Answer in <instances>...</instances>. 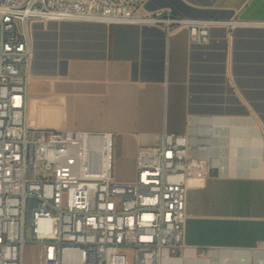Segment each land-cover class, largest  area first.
<instances>
[{"label":"crops","instance_id":"crops-1","mask_svg":"<svg viewBox=\"0 0 264 264\" xmlns=\"http://www.w3.org/2000/svg\"><path fill=\"white\" fill-rule=\"evenodd\" d=\"M145 9L264 21V0H149ZM27 124L110 131L117 169L139 147L188 133L209 175L186 192L185 248L162 264H264V27L185 28L60 20L32 25Z\"/></svg>","mask_w":264,"mask_h":264},{"label":"built area","instance_id":"built-area-1","mask_svg":"<svg viewBox=\"0 0 264 264\" xmlns=\"http://www.w3.org/2000/svg\"><path fill=\"white\" fill-rule=\"evenodd\" d=\"M149 0H0V264H23L27 242L36 264H162L185 248L186 192L209 175L188 133L164 132L138 148L135 175L113 176L110 131L55 130L27 124L32 25L83 20L185 28L193 43L217 21L148 11ZM30 230L27 241L25 232ZM131 251V256L127 254Z\"/></svg>","mask_w":264,"mask_h":264},{"label":"rangeland","instance_id":"rangeland-1","mask_svg":"<svg viewBox=\"0 0 264 264\" xmlns=\"http://www.w3.org/2000/svg\"><path fill=\"white\" fill-rule=\"evenodd\" d=\"M115 155L113 156V176L115 179L120 178L121 176H125L127 173L124 169H117L115 164ZM25 238L27 241H30L31 233L27 228L25 232ZM127 254L131 256V251L127 250ZM36 256H37V246L33 243L27 242L24 248L23 255V264H36Z\"/></svg>","mask_w":264,"mask_h":264}]
</instances>
